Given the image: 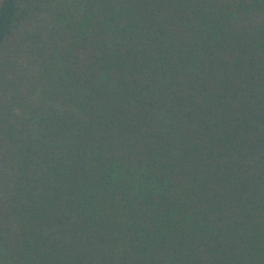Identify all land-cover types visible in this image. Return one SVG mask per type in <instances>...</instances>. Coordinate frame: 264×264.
Listing matches in <instances>:
<instances>
[{
	"label": "trees",
	"instance_id": "trees-1",
	"mask_svg": "<svg viewBox=\"0 0 264 264\" xmlns=\"http://www.w3.org/2000/svg\"><path fill=\"white\" fill-rule=\"evenodd\" d=\"M0 264H264V0H0Z\"/></svg>",
	"mask_w": 264,
	"mask_h": 264
}]
</instances>
